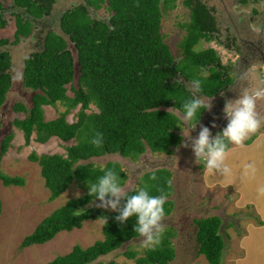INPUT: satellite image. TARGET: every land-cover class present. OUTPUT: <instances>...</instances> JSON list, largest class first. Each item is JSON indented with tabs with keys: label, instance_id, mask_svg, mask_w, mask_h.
Here are the masks:
<instances>
[{
	"label": "trees",
	"instance_id": "obj_1",
	"mask_svg": "<svg viewBox=\"0 0 264 264\" xmlns=\"http://www.w3.org/2000/svg\"><path fill=\"white\" fill-rule=\"evenodd\" d=\"M53 1L10 0L9 8L0 3V29L7 24L4 18L7 9L13 17L14 27L12 39L0 38V106L11 85L10 56L2 47L15 45L21 38L33 34V22L47 15ZM85 2L86 5L77 4L63 11L58 18L60 33L46 31L41 45L23 57L21 86L31 92L30 104L26 107L16 101L11 106L14 113L23 114L22 118H13L11 125L21 131L24 144L32 135L37 143L50 137L73 141L65 146L64 154L31 152L27 156L39 167L49 192L48 199L56 198L73 180L84 189L82 194L67 199L39 220L19 245L41 244L59 231L79 228L85 220H102L101 239L86 247L74 244L68 252L56 255L44 264H125L94 262L98 256L113 251L138 234L134 231L135 216L121 225L114 219L117 212L88 205L98 200L87 194V181L96 182L103 172L101 166L87 160L115 153L133 159L141 155L145 147L152 152L169 153L170 148L179 143L180 135L175 131L178 118L167 108L183 113L181 104L192 95L186 83L200 79L199 95L211 98L224 91L231 82L229 65L221 63L215 50L212 47L196 49L195 46L200 41L214 40L226 50L237 51L238 36L230 31L228 24V35L222 36L213 8L202 0H180L187 10V20L180 25L184 32L177 42L176 54L171 52L160 32L162 12L173 8L176 0ZM87 7L93 11L104 8L107 16L92 17ZM227 22L235 25L234 17ZM56 103L63 109L55 117L44 119V106ZM75 107H78L75 119L68 122L66 115ZM97 132L103 134L102 148H96L90 142ZM253 136L244 143H249ZM12 137L10 131L1 136L0 157ZM103 166L114 168L123 181L124 174L118 163L106 161ZM153 173L155 180L150 179ZM169 176L163 168L144 172L137 187L126 192L134 195L139 186L146 184L150 195H160L162 189L168 197L171 193ZM0 182L3 186H20L23 178L0 172ZM125 202L126 198L122 204ZM171 205L167 199L165 216ZM77 212L80 214L76 215ZM192 221L197 254H202L209 264H218L223 248L218 233L219 218L213 215ZM171 235L172 231L167 227L161 244L155 249L144 248L140 256L129 249L123 255L133 259L134 264H166L173 257L168 239Z\"/></svg>",
	"mask_w": 264,
	"mask_h": 264
},
{
	"label": "rangeland",
	"instance_id": "obj_2",
	"mask_svg": "<svg viewBox=\"0 0 264 264\" xmlns=\"http://www.w3.org/2000/svg\"><path fill=\"white\" fill-rule=\"evenodd\" d=\"M81 0H56L53 3L51 15L45 21L51 23L48 27L57 30L56 21L60 13L70 7V2ZM208 7L213 8L222 36L228 35L224 24L234 17V31L238 37H251L260 39L261 46L255 47L253 57L246 63L237 62L234 51L226 50L214 40L200 41L195 48L212 47L221 63L229 65L231 84L221 93L211 98V110L203 109L193 129L186 125L183 113L173 108H167L178 118L176 133L180 135L179 143L170 148L169 153L152 152L145 147L144 152L130 159L118 154H105L90 158L87 161L97 166L106 161H115L119 170L124 174L120 186L124 191L136 188L144 172L163 168L170 174L171 193L167 197L172 202L171 210L163 218L165 228L169 227L172 235L168 237L173 257L166 264H209L202 254H197V245L194 239L195 226L192 219L204 216H217L219 218L218 233L223 241L220 260L218 264H264V194L258 189L264 186V99L256 103V111L261 119L258 131L247 144L240 146L229 145L225 163L230 173H210L202 159H196L191 147H184L187 142L185 136H197L200 126L209 127L213 136L222 131L227 124L223 108L226 100L237 99L245 88L249 91L264 89V54L260 58L259 51H264V0H202ZM3 7L9 8L10 0H0ZM255 10V12H252ZM96 18H105L107 12L104 8L90 11ZM7 24L0 29V38L12 39L13 17L7 9L4 12ZM187 20V10L176 0L175 6L162 12L160 32L163 41L169 46L171 52L176 54L177 42L183 34L182 25ZM241 22V23H238ZM250 22V23H249ZM239 26L242 27L239 28ZM239 31H238V30ZM39 35L31 34L21 38L15 45H5L10 56L11 85L0 106V138L8 131L12 132L6 152L0 157V172L10 176H20L23 184L20 186H3L0 182V264H44L56 255L68 252L72 245L78 244L86 247L95 240L102 238L100 227L101 219L85 220L79 228L70 231H59L50 240L41 244H30L25 247L19 245L21 239L29 234L34 226L53 209L63 205L67 199L78 196L84 192L76 181L56 198L48 199V190L43 184L36 162L27 159L33 152L64 154L65 146L73 141H60L50 137L43 143H37L32 138L24 144L22 133L11 125L15 117L22 118V113H14L11 106L19 101L29 106L31 92L21 86L22 59L40 44L44 33L42 26ZM244 30V31H243ZM243 31V32H240ZM223 38V37H222ZM255 43V42H254ZM38 47V46H37ZM68 47L71 48L70 44ZM76 70V69H75ZM247 74L246 80H241V74ZM76 77V71L74 79ZM192 82H187L190 89ZM70 95V91H67ZM78 107L70 110L66 115L68 122L74 121ZM44 119L55 117L63 107L56 103L53 106H44ZM216 127H212V124ZM251 135V136H252ZM250 136V137H251ZM251 165V168H246ZM99 201H92L95 206ZM106 210V209H105ZM111 211V210H108ZM145 247L139 235L132 238L118 248L105 255L98 256L94 262L134 264L133 259L123 255L126 250L136 251V256L142 255Z\"/></svg>",
	"mask_w": 264,
	"mask_h": 264
},
{
	"label": "clouds",
	"instance_id": "obj_3",
	"mask_svg": "<svg viewBox=\"0 0 264 264\" xmlns=\"http://www.w3.org/2000/svg\"><path fill=\"white\" fill-rule=\"evenodd\" d=\"M241 80L247 79V74H241ZM191 98L185 99L181 107L183 109L182 120L191 129L196 124H191L201 109L211 110V100H205L200 97L201 80L194 79L190 86ZM264 99V89H255L249 91L244 89L240 92L237 99L226 100L223 112L226 114L227 124L222 131L212 135L209 127L200 126L197 136H185L187 142L184 147H191L196 159H202L205 162L206 169L212 173L227 175L230 168L225 163L228 155L229 145L240 146L245 140L258 131L261 125V119L256 111L258 100ZM212 127H216L213 123ZM91 144L96 148L103 147V134L97 132L91 139ZM251 168V165H246ZM103 175L97 178L96 182H89L88 195L94 197L99 203L95 207L106 210H112L118 213L114 219L123 225L130 217H136L134 231L142 238V246L155 249L161 244L165 227L162 223L165 216L164 205L167 196L161 189L160 195H150L148 186L143 184L135 190L134 195H129L120 186V178L114 168H107L101 165ZM150 179L155 180V173ZM171 187V181H168ZM258 192L264 194V186L258 189ZM126 202L122 204V200ZM79 215L80 212L75 213ZM105 218V223H106Z\"/></svg>",
	"mask_w": 264,
	"mask_h": 264
},
{
	"label": "flooded vegetation",
	"instance_id": "obj_4",
	"mask_svg": "<svg viewBox=\"0 0 264 264\" xmlns=\"http://www.w3.org/2000/svg\"><path fill=\"white\" fill-rule=\"evenodd\" d=\"M55 1L56 0H54L53 1V3H55ZM53 3L51 4V7H50V9H49V12L47 13V15H44V16H42V17H40V18H38V19H36L34 22H33V28L34 27H36V29L37 28H39L40 26H42V30H44V33L42 34V36H41V40H42V37H43V35L45 34V32L46 31H48V30H52V31H56V32H58V33H60V31H59V28H58V18H59V16L57 17V21H56V27H57V30H55V29H52V28H49L48 26L51 24V23H47L46 21H45V18H46V16H48V15H51V11H52V9H53ZM72 5L70 6V7H72V6H75V5H77V4H85L86 2H85V0H81V2H70ZM86 5V4H85ZM70 7H68V8H70ZM68 8H66V9H68ZM66 9H64L63 11H65ZM100 9V8H99ZM87 10L89 11V14H90V11L92 12L93 10H92V8H90V7H87ZM98 10V9H97ZM97 10H94V12L95 11H97ZM62 11V12H63ZM61 12V13H62ZM60 13V14H61ZM91 16V15H90ZM250 23V22H249ZM227 24H228V27L230 28V31H233L234 30V26L235 25H233V24H231L230 22H227V23H225L224 24V27L226 28V26H227ZM239 28H241L242 29V27L241 26H239ZM238 30V29H237ZM235 31V30H234ZM239 31V30H238ZM244 31V30H243ZM243 31H240V32H243ZM40 30H35V32H33V29H32V33H33V35L35 36V35H39L40 33ZM236 32V31H235ZM255 42V43H254ZM236 44H237V51H234V50H232V51H234V53H235V55L237 56V62L240 64V62H241V60L243 61H245L246 63L249 61V58L250 57H253V55L255 54L254 52H253V50L255 49V47H257V46H261V42H260V39H256V40H252L251 39V37H244V38H241V37H237V41H236ZM41 45V41H40V44H37V46L39 47ZM36 46V48H38ZM35 48V49H36ZM259 54H260V58H262V55L264 54V51H263V48L261 49V51H259ZM230 79H231V77H230ZM232 80V79H231ZM232 82V81H231ZM231 82L229 83V85L227 86V88L230 86V84H231ZM205 98H208V97H205ZM210 98V97H209ZM195 123V122H194Z\"/></svg>",
	"mask_w": 264,
	"mask_h": 264
}]
</instances>
